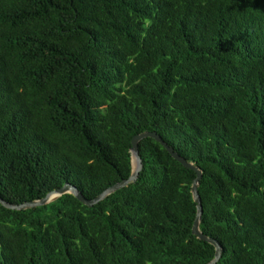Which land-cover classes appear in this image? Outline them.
Instances as JSON below:
<instances>
[{
  "label": "trees",
  "instance_id": "16d2710c",
  "mask_svg": "<svg viewBox=\"0 0 264 264\" xmlns=\"http://www.w3.org/2000/svg\"><path fill=\"white\" fill-rule=\"evenodd\" d=\"M157 133L201 169L217 264H264V0H0V197L88 200ZM135 183L0 205V264H207L195 172L154 139Z\"/></svg>",
  "mask_w": 264,
  "mask_h": 264
},
{
  "label": "water",
  "instance_id": "95a60500",
  "mask_svg": "<svg viewBox=\"0 0 264 264\" xmlns=\"http://www.w3.org/2000/svg\"><path fill=\"white\" fill-rule=\"evenodd\" d=\"M145 138H151L154 139L157 143H159L165 150L166 152L178 163H180L182 166L185 168H188L190 170H193L195 172V178L191 184V195L192 199L195 202L196 205V213H195V218L193 221L192 229L191 232L192 234L199 240L207 242L211 244L214 247V257L213 259L208 262L207 264H217L218 260L221 257L222 253V248L219 245V243L207 236H205L201 231H200V221H201V215H202V206H201V201L200 197L197 192V188L199 186L200 179L202 177V171L200 168L195 166L191 162H187L185 159H183L181 156H179L172 147H170L168 144H166L162 138L155 132H149L145 131L142 132L138 135L133 136L131 139V147L129 149L130 152V163H131V173L129 177L125 180H122L107 189H105L103 192H101L97 197L93 199H86L79 191L78 189L71 185V184H64L61 188L55 189L53 191H50L47 193L43 198L36 199L30 202H25L22 204H11L6 202L0 197V205L10 209V210H15V211H22V210H28L36 207H42L45 205H48L52 202H55L59 198H61L63 195H72L76 200H78L80 203L87 207H92L111 194L117 192L118 190L127 187L130 184H133L137 181L139 172L142 170V160L139 156L138 152V144L140 141H142Z\"/></svg>",
  "mask_w": 264,
  "mask_h": 264
}]
</instances>
